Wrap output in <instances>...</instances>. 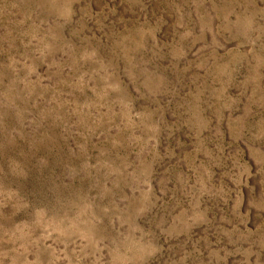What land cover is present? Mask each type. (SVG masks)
Listing matches in <instances>:
<instances>
[{
  "label": "rangeland",
  "instance_id": "374dc122",
  "mask_svg": "<svg viewBox=\"0 0 264 264\" xmlns=\"http://www.w3.org/2000/svg\"><path fill=\"white\" fill-rule=\"evenodd\" d=\"M0 264H264V0H0Z\"/></svg>",
  "mask_w": 264,
  "mask_h": 264
}]
</instances>
